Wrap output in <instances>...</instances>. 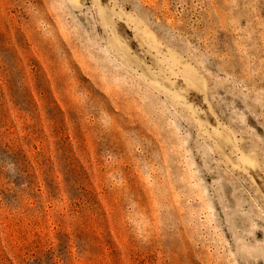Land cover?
<instances>
[{
  "label": "rangeland",
  "instance_id": "rangeland-1",
  "mask_svg": "<svg viewBox=\"0 0 264 264\" xmlns=\"http://www.w3.org/2000/svg\"><path fill=\"white\" fill-rule=\"evenodd\" d=\"M0 264H264V0H0Z\"/></svg>",
  "mask_w": 264,
  "mask_h": 264
}]
</instances>
